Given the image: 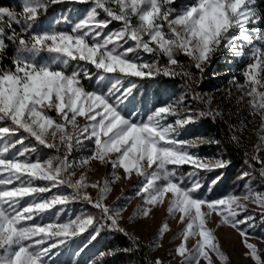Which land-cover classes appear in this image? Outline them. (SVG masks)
<instances>
[{"label": "snow or ice", "instance_id": "6c2138e0", "mask_svg": "<svg viewBox=\"0 0 264 264\" xmlns=\"http://www.w3.org/2000/svg\"><path fill=\"white\" fill-rule=\"evenodd\" d=\"M62 2L20 0L19 11L0 6V58L9 44L14 48L10 64L0 67V264H56L53 257L62 248L79 257L102 229L123 233L129 246L98 251L87 264H103L104 257L117 251L135 255L141 248L139 237L120 223L126 204L106 202L114 183L127 182L133 174L138 178L135 196L141 203L129 221L150 217L170 194L167 213L179 214V221L186 224L183 239L171 254L173 259L182 258L180 264H200L201 259L214 264L213 255L219 264H228L214 229L207 226L213 214L217 227L229 226L244 238L246 256L264 264L256 246L248 242L256 214L245 203L260 210L259 221L264 224V190L251 183L256 172L264 183V157L259 155L264 151V14L255 6L256 0H192L179 8L174 6L176 0H90L92 6L75 22L63 17L69 30L42 23L49 5ZM98 10L104 18H97ZM113 21L119 27L105 34ZM224 52L229 63L247 61L241 69L242 82L233 76L226 98L231 102L233 90L239 92L236 104L244 105L242 111L249 117L259 118L258 140L252 154L245 153L247 169L236 177L244 181L243 191L209 199L202 191L201 174L224 169L230 161L219 155L201 157L190 150L222 142L204 136L179 137L186 125L209 117L228 126L230 143L241 144L247 125L239 119L240 113L239 126L231 124L222 108H212L210 99L194 90L205 65ZM145 54L150 61L142 58ZM180 55L188 58L187 64L178 59ZM161 74L179 76L185 91L167 103L133 110L139 85ZM17 133L21 134L17 137ZM25 138L33 141L31 147L23 146ZM16 145L22 147L13 152ZM41 146L52 154L41 157ZM84 149L89 154L77 160L73 153ZM92 161L110 168V175L89 183L82 172L73 179L78 168ZM183 165H190V171L182 174ZM222 175L209 181V191ZM58 185L71 192L41 195ZM121 198L127 200L123 190L117 200ZM70 201L86 203L93 211L63 222L34 219ZM89 228L87 241L78 242ZM168 228L166 222L161 224L157 238ZM190 237H198L191 249L187 247ZM72 264L79 261L73 259ZM145 264H165V260L155 257Z\"/></svg>", "mask_w": 264, "mask_h": 264}, {"label": "rangeland", "instance_id": "374dc122", "mask_svg": "<svg viewBox=\"0 0 264 264\" xmlns=\"http://www.w3.org/2000/svg\"><path fill=\"white\" fill-rule=\"evenodd\" d=\"M177 2H180L179 6L177 7L179 8L181 7V5H186L191 3L192 0H181V1L176 0L175 4H177ZM86 5L87 6L83 9L72 10L70 13L67 12L60 13L50 22L52 23V25H55L60 21L62 25H66L69 28V25L66 24L63 17L67 16L70 21L75 22L82 14L86 12L88 8L92 6L90 0L88 3H86ZM97 18L102 19L104 18V16L101 15L99 12ZM107 32L109 31H104L105 34ZM228 56L229 54L227 52H224L222 54H218L213 58L215 59V61H221L224 65L221 67L220 71L217 74L211 76V79L213 81L210 83V86L206 88H200L197 93L203 95L204 99H210L212 108H216V107L222 108L225 113V118L229 121V123L239 126V119L245 120L247 127L244 130V138H242L241 144L239 146L244 150L245 153L247 152L249 155H251L252 146L256 144L258 140V137L256 135V130H258L259 127V118L249 117L246 112L242 111L244 105L236 104L235 98L239 95V92L233 90L231 102H229V99L226 98V94L228 90L232 87L231 84L229 83L231 78L235 76L237 80H240L242 82V75H240L241 69L244 63H246L247 61L237 59L229 63L228 60L226 59ZM142 58L149 61L151 60V56L149 54H145ZM161 63L163 64L165 63V61L162 59ZM183 63L186 64L187 62H183ZM211 64L212 61L207 65H205V67H208ZM234 65L239 66L236 72L233 69ZM161 76L163 75L161 74ZM156 77H153L152 79ZM163 77L166 79H173L172 77H166V76ZM151 85L153 86V88H158L157 95L152 94L149 97V101L146 102L144 107H142L139 104H136V109L133 110L146 109L148 107H151L154 103H158V102L167 103L169 100H172L174 97H178L181 92L185 91L184 87H182L178 90V92H176L175 95H173L172 90L166 89L167 88L166 85H162L158 87L155 82H152ZM199 85H200V81L198 85L195 87H198ZM185 103L187 104L188 100H186ZM193 103H195V101H193ZM229 111L231 112L230 117L228 116ZM238 113H240L239 119L237 116ZM137 119H139V117H137ZM168 119L173 120L174 117H169ZM248 121L251 122L249 123ZM204 127H205L204 121L203 119L200 118L194 124L186 125L185 130L181 132L179 138L186 139L194 136L210 137V135L207 132H205ZM12 151L14 152L16 150H12ZM190 151L201 157H215L219 155L221 158L227 159L225 154L219 148H217L215 144H202L199 145L197 148L191 149ZM38 154L41 157H46L47 155L52 154V150L42 147V149L38 152ZM88 154H89L88 149H84L83 151L73 153V156L77 160H79L80 158ZM9 155H11V153ZM259 155L261 157H264V151H261ZM183 166L191 168L190 165H183ZM110 171H111L110 168L105 169L104 167L99 166L95 161H92L90 162L89 166H87L86 168H78L76 170V175L73 177V179L79 178L80 174L83 172L89 183L94 182L96 180L102 181L106 175H110ZM34 183L38 185H42L46 182L35 181ZM137 185H138V178L135 176V174H133V178L127 182L124 181L115 182L114 185L112 186V191L107 196L106 202L108 204H112L114 201H116V203L119 205L126 204V207L124 208V211L122 213L123 219H121L120 221L121 226L124 227L127 232H130L133 235L139 237V240L146 245L149 260H152L155 257H160L161 259L165 260V264H180L182 258L176 256L173 259L171 254L174 253L175 247L181 243V240L183 239L181 233L183 231V228L186 226V224L181 223L179 221V214H177L176 216H170L167 213L168 196L170 194L165 195V199L162 205H157L156 207L153 208L150 217L139 218V219L133 218L131 221H129V217L133 216V213L137 205L141 203L140 198L135 196ZM121 190H123V197H126L127 200H125L124 198L117 200V197L121 196ZM88 191L93 196L96 195L95 191L92 190L91 188H89ZM242 191H243V186L242 188H240L235 192L232 190H226L219 197H222L228 193L240 194ZM70 192L71 189H68L67 186L58 185L56 187L51 188L49 192L43 193L41 195H43L44 197H50L53 195H65ZM25 199L28 198L26 197ZM245 203H247L248 211L249 212L254 211L256 214V227L254 229L248 230V242L256 246L261 260L264 261V224H261L259 221L260 210L250 202H245ZM85 205L86 203H82L80 201H70L67 205H55L53 210H48L46 213H42L39 216L34 217V219L41 223H47L52 220H59L63 222L64 220H67L69 217L74 218L75 215L86 211ZM60 209H63V211H60ZM55 211H60L59 217L55 216L54 214ZM241 215H243V213H241ZM216 221H217V217L215 216V214H213L209 218L207 226L209 228L214 229L221 250L229 257L228 264H255V262L250 258V256L245 255L247 249L244 247L243 244L244 238L240 237L239 233L235 229L229 226L221 225L220 227H217ZM165 222L169 225V228L168 230H166L165 234L162 237L157 238L158 228L161 224ZM91 231L92 229L89 228L84 233H82L81 237L78 239V242H80V240L86 242L89 232ZM197 238L198 237L189 238V240L187 241V247L189 249L193 247L195 240ZM153 244H160L161 246L154 247L152 246ZM98 251H102V250L101 248H99V241L96 239L87 247V249L79 257H75L70 249L62 248L60 250V254L58 255V257H53V260L56 261V264H72L73 259H76L79 261V264H87V261L89 259H94L96 257ZM105 259L106 257L103 258V261ZM212 259L214 261V264H219V261L216 260L214 255ZM200 264H205L203 259H201Z\"/></svg>", "mask_w": 264, "mask_h": 264}, {"label": "trees", "instance_id": "16d2710c", "mask_svg": "<svg viewBox=\"0 0 264 264\" xmlns=\"http://www.w3.org/2000/svg\"><path fill=\"white\" fill-rule=\"evenodd\" d=\"M179 4L180 2H177V4H175L174 6L177 8ZM0 6H6L10 8L14 7L17 11H19L20 0H0ZM86 6H87L86 3L79 4V3H72L70 2V0H63L62 3L49 5L47 13L42 14L41 16V22L44 24H48L53 18H55L60 13H65V12L70 13L72 10L83 9ZM255 6L261 11L262 14H264V0H256ZM98 12H100L101 15L105 16V14L101 10H98ZM13 27L17 28V31L19 30L15 24H13ZM53 27L59 30H69L68 26L62 25L60 21L59 23L53 25ZM118 27H119L118 22L113 21L111 24L108 25V27L104 31L110 32ZM13 54H14V48L11 46V44H9V47L6 49L4 57L0 58V67L9 65L10 57H12ZM178 59L182 62L188 63V58L183 55H180ZM223 65L224 64L221 61H215V59H212V64L208 67H205L203 78L200 80V85L198 87H195L194 90L198 92L200 88L209 87L210 83L213 81L211 79V76L217 74ZM238 68H239L238 65L233 66L235 72L238 70ZM192 70L196 71L194 68ZM152 82H155L158 87L162 85H166L167 86L166 89L172 90L173 95H175L180 88L184 87L183 80L179 76L173 79H166L163 76L159 75L156 78L152 79L151 81L145 80L139 85V88L135 93L137 97L136 104H139L142 107H144L146 102L149 101V97L152 94L157 95L158 88H153V86L151 85ZM83 83L85 87L89 85L88 80L83 81ZM141 99H143L144 101L143 104L140 103ZM50 114L55 115L54 113H50ZM201 119H203L204 121L205 132H207L211 138L218 139L222 142L220 145H216V144L215 145L225 154L227 160L230 161V164L224 169H217L213 172H207L201 174L202 191L207 194L209 199H214L221 196L223 192H225L226 190H232L235 192L240 188H242L244 181H238L236 177L239 175V173L242 170L247 169V165L245 164V152L240 146L230 143L228 139L229 137L228 126L223 121L219 119L213 121L209 117H205ZM20 134L21 133H17L16 134L17 137ZM24 135L25 137H27V134ZM32 144H33L32 140L25 138L23 146L31 147ZM21 147H22L21 145H16L15 150H19ZM41 149L42 147H40L39 151ZM258 167L259 165H257V168ZM189 171H190L189 167L182 166V174L187 173ZM221 173H223L221 180L218 181L217 184L213 185L211 191H209L207 187L209 181L211 179H214L215 176L220 175ZM253 176L255 177V179H253L251 183L256 187V189L264 190V183L260 181L258 172L253 173ZM245 180H247V178H245ZM187 182H188L187 177H184V183ZM85 207L86 210H88L89 212L93 211L90 205L86 204ZM97 240L99 241V248H101L102 251H105L107 249H123L128 247L130 243L128 238L123 233L110 231L108 229H102ZM139 243L141 245V248L140 251L137 252L135 255L126 254L117 251L113 256H106V259L103 261V264H145V261L149 260L147 254V247L140 240Z\"/></svg>", "mask_w": 264, "mask_h": 264}]
</instances>
